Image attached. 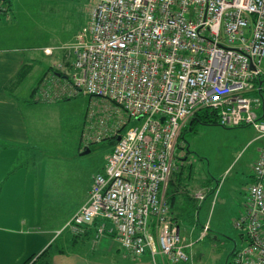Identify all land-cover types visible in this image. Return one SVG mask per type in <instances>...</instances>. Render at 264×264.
Segmentation results:
<instances>
[{
  "label": "built area",
  "instance_id": "built-area-1",
  "mask_svg": "<svg viewBox=\"0 0 264 264\" xmlns=\"http://www.w3.org/2000/svg\"><path fill=\"white\" fill-rule=\"evenodd\" d=\"M70 51L66 94L111 101L141 125L115 130L120 140L67 227L78 235L98 222L95 239L111 236L135 256L188 263L166 196L176 151L201 110L223 128L252 127L264 137V0H96ZM253 177L235 223L245 228V246L231 264H264V149Z\"/></svg>",
  "mask_w": 264,
  "mask_h": 264
},
{
  "label": "crops",
  "instance_id": "crops-1",
  "mask_svg": "<svg viewBox=\"0 0 264 264\" xmlns=\"http://www.w3.org/2000/svg\"><path fill=\"white\" fill-rule=\"evenodd\" d=\"M26 1L29 7L28 11L21 4L20 7L28 14L33 10L37 12V0ZM35 18H37V14H35ZM6 27V21H0V251L2 250L0 264L1 259H3V251L7 250L9 246L17 245L18 250H22L19 243H10V234L18 235V233L31 232L37 227V211L39 209L40 212L39 204L42 198L47 204L45 200H50L52 195L53 197L57 196L56 183L62 181L61 176L67 177V168L64 166L59 168L58 163L66 162L67 156L71 158L79 156V153L85 152L88 149L85 147L89 146V144H84V148H82V145L79 146L78 144L76 148H66L62 152L42 150L44 144L42 139L45 137V133H42L41 130L42 119H47L46 127L48 129V118H51L54 114L61 115L63 100H52L50 96L57 97L59 93L63 95L68 92L66 81L54 79L50 73L52 69L58 68L60 64L67 66L68 63H71L70 47L73 43L68 44L64 48L65 52H60L61 56H56L55 59H48L54 56V48L44 47L43 57L50 61V67L40 77L41 79H37L39 70L37 62L40 59V55L37 54V39L28 37L26 40L25 38L21 40L16 33L12 35V39H9L10 36L7 33L4 34L7 32ZM35 36L37 37V29ZM26 41L33 42L34 45L27 47ZM261 86L264 87V84L261 83ZM254 95L256 97L260 96L258 94ZM259 113H261V110H259ZM203 126H209L212 130L205 129ZM239 129L231 132L227 128H221L218 124H210L200 125L195 131V133L198 131H204L205 134L209 133L208 138L210 139L222 136L221 139L226 140V137L230 136V132L231 134L239 133L242 136L240 145L238 147L234 146L228 154L223 155L225 157V164L221 167V174L223 175L232 173L241 164L240 162L251 147H255L250 154L251 167H253L260 152L264 149V137L260 138L254 128L239 127ZM99 133L101 135V131H98L94 137L98 136ZM83 139L87 141L88 137L86 136ZM213 140L210 141L211 144ZM236 142H239L238 138ZM184 147L181 145L176 151L177 162L181 161L183 166L186 164L184 161L187 160L183 158ZM205 150L211 152L208 148ZM178 165L175 171L178 170ZM106 166L107 162L104 170ZM62 170L64 173L58 176V173ZM237 171L238 174L231 181L234 190L228 192L226 191L227 187L224 189L225 182H229L228 177L224 180V176L222 181L199 183L201 184L199 189L191 186L193 182H178L177 179H174V172L169 181L170 185H167L166 190L168 193L171 188L174 191L172 193L174 199L170 202L173 218L177 219L175 221L179 226L181 223L194 225L196 227L194 232H196L200 221L199 214L202 211L199 204L204 203L208 195L213 197L212 208L218 206L217 211L222 213L223 216L231 214L233 216L235 214L234 217H238L240 214L243 216L247 201H242L238 195L243 193V195L248 196V192L242 191L241 188L246 187L247 182L251 184L254 177L253 171H251L248 178L243 175L241 167H238ZM95 176L96 174L88 176L86 182L81 186L82 197L78 204L79 207L69 217L65 226L79 208L87 202ZM227 197L229 205L226 206ZM219 199L224 201L220 208ZM198 201L199 204H197ZM97 223L94 222L88 227L87 232L78 235H75L68 228L70 238L64 240V248L53 253L49 259V264H170L166 258L161 256L154 258L150 253L135 256L123 249L118 241L111 236L106 235L95 239ZM10 231H14V233H10ZM210 231L211 226L206 224L202 227L197 240H205ZM189 238L193 237L190 236ZM51 241L52 239L45 242L43 245L45 248L42 247L41 250H46ZM26 244L30 249V253H32L26 260L27 262L32 256L37 255L35 253L37 240L29 239V241L22 242L23 249H27ZM185 244H187L185 246L189 245L187 251L191 255L190 261L192 264H210L209 262H212L210 260L216 259L217 255L212 254L206 246L197 249L195 242ZM20 256L21 254H17L14 261H17ZM226 262L229 264L230 259Z\"/></svg>",
  "mask_w": 264,
  "mask_h": 264
},
{
  "label": "rangeland",
  "instance_id": "rangeland-1",
  "mask_svg": "<svg viewBox=\"0 0 264 264\" xmlns=\"http://www.w3.org/2000/svg\"><path fill=\"white\" fill-rule=\"evenodd\" d=\"M95 2L96 0H37V12L32 9L33 11L28 14L23 9L27 10L29 8L26 0H11L7 3V5L11 6V11L9 17L4 19L7 24V32L4 34L6 35L7 33L10 36L9 39H12L14 33L21 40L22 38L26 40L28 37L37 39V54L40 55V59L37 62L39 68L37 79H39L50 67L48 59L61 56L60 52L64 53V48L68 44H74L76 33L81 31L90 21ZM20 4L23 8L20 7ZM35 14H37V18H35ZM36 29L37 37L35 36ZM32 43L26 41L25 44L29 47L34 45ZM44 47L54 48V56L52 58L46 59L43 57ZM260 67L264 73V60ZM61 80L64 81V79ZM252 96L255 95L252 94ZM46 123L47 119L43 118L41 123L42 133H45V137L42 139L44 143L42 146L43 151L62 152L66 148L74 149L78 144L79 146L82 145V148H84V144H89L88 149H90V152L87 154H82L83 152H81L75 158L67 156L66 162L58 163L59 168L63 166L67 168V177L61 176L62 181L56 183L57 196L53 197L52 195L50 200H45L47 204L42 198L39 204L40 212L39 209L37 211V227L31 232L22 233L23 235L20 233L18 235L10 234V243H19L22 250L19 251L17 245L9 246L7 250L3 251L1 264H26V260L32 253H30L27 244V249H23L22 242L29 241V239L37 240V250L35 251L37 253V264L48 263L54 252L64 248V240L70 238L69 229L65 225L75 209L79 207L78 204L82 197L81 186L86 182L88 176L97 175L98 172L102 173L104 171L107 156L116 144V139L112 136L113 133L116 129H119L118 133L123 134L130 127L141 125V121L129 120L127 115L115 103L101 97L89 95L84 91L68 100H63L61 115L54 114L51 118H48V129ZM197 126L199 127L200 125L198 124ZM203 128L212 130L209 126H203ZM100 130H102V140L96 142L97 137L93 136ZM229 130L233 132L240 129L229 128ZM231 132L230 136L226 137V140H222V136L213 137V140V138H208L210 136L209 133L205 134L204 131L196 133L190 129L184 131V139L182 138L180 143L185 146L183 148L185 150L183 158L187 159L184 161L186 164L184 163L185 166H183V163L181 161L177 162L176 159L171 176L175 172L174 179H177L178 182H193L191 186L198 188L201 185L199 183L222 181L225 176L224 180L228 177L229 182H225L224 189L227 187V192L233 191L234 185L232 186L231 181L238 174L237 168L241 167L243 175L247 178L253 171L250 154L255 147H251L250 151L245 154L240 162L241 164L232 173L221 174V167L225 164L223 155L228 154L231 148L233 149L234 146L238 147L242 142V136L239 133L231 134ZM86 136L88 137L87 141L83 139ZM92 137L95 142H91ZM237 138L239 139L238 143L236 142ZM212 140L213 143L211 144L210 141ZM207 148L211 152L206 151L205 149ZM177 164H179L178 170L175 171ZM63 173L62 170L58 173V176ZM248 185H250V182H247L246 187L241 188L242 191L248 192ZM238 196L242 201H248V196L243 195V193ZM226 201L227 206L229 205L228 197ZM212 202V195H208L204 203L198 201L197 204L200 203L202 211L199 214L200 221L196 232H194L196 228L194 225L181 223L180 234L183 245H187L185 243L188 242H195L197 249L206 246L212 254L215 253L217 255L216 259L210 260L212 261L209 262L210 264H227L228 262L226 261L232 257V253L245 246V228L239 229L235 226V222L242 215L240 214L238 217H234L235 214L234 216L233 214H231L232 216H223L222 213L217 211L218 206L217 208H212ZM223 203L224 201L219 199V208L222 207L221 204ZM206 224L211 226L209 236L205 240L198 241L197 237L200 235L202 227ZM10 233H14V231H10ZM190 236L193 238H189ZM51 239L50 245L52 246H47V248H50V252L47 253L45 250H41L44 243ZM17 254H21V256L17 261H14ZM43 254L44 256L40 258V255L42 256ZM0 255L2 256V250ZM213 261L215 262L213 263ZM186 264L192 263L189 261Z\"/></svg>",
  "mask_w": 264,
  "mask_h": 264
},
{
  "label": "trees",
  "instance_id": "trees-1",
  "mask_svg": "<svg viewBox=\"0 0 264 264\" xmlns=\"http://www.w3.org/2000/svg\"><path fill=\"white\" fill-rule=\"evenodd\" d=\"M11 0H4L3 1V3H4V6H5V10L4 11H2V12H0V21H5L4 19H6L7 17H9V13H10V11H11V6L10 5H7V3L8 2H10ZM88 25V24H87ZM86 25V26H87ZM85 27V26H84ZM83 27V28H84ZM80 31H78V33H79ZM78 33H76V34H78ZM75 34V35H76ZM75 35H74V37H75ZM77 36V35H76ZM70 63H68L67 64V68H69L68 70H65V72L63 71V72H59L58 70H57V68L56 69H52V72L50 73V75L52 76V78H56V79H64V81H67V77H68V74L67 73H69V71H70ZM43 80V79H42ZM42 80L40 81V83L42 82ZM258 83H262V84H264V77H262L260 80H258ZM66 84H67V82H66ZM67 87H68V85H67ZM69 88V87H68ZM264 88V87H263ZM70 89V88H69ZM57 97H59V98H57ZM57 97H55V96H50V98L53 100H57V101H62V100H68V99H70L71 97L69 96V94H63V95H61L60 93L59 94H57ZM131 120V119H130ZM210 125V124H218V122H217V115L215 114V113H213V112H211V111H209V110H201V111H198L196 114H195V116L191 119V121L188 123V125L183 129V132H182V135H181V138H183L184 139V131H187V129H190V130H194V132L197 130V125ZM221 127V126H220ZM242 127H247V126H242ZM223 128V127H222ZM227 129H229V128H227ZM118 131H119V129H118ZM115 133V132H114ZM113 133V134H114ZM121 135V134H120ZM113 136V135H112ZM114 137V139H116L117 140V138H118V136H113ZM99 140H102L101 139V135H100V138H99ZM91 142H92V140H91ZM95 142V141H94ZM96 142H99L98 140L96 141ZM86 148H88V147H86ZM170 185V182L168 183V186ZM171 190H172V188H171ZM169 191V193L167 192V190H166V196H167V200H168V205H169V207H170V209H171V202L173 201V199H174V195H172V193L174 192L173 190L172 191ZM169 194H171L170 195V197H169ZM171 201V202H170ZM171 212H172V209H171ZM174 220H177L176 218L174 219ZM88 229V228H87ZM86 232H87V230H86ZM45 252H50V248H47L46 250H45ZM44 256V254L41 256L40 255V258L41 257H43ZM232 256H233V253H232ZM230 259V262H232V257H230L229 258ZM37 255H34V256H32L28 261H27V263L26 264H37ZM32 262V263H31ZM45 264H49V262L48 263H45ZM183 264H186V263H183Z\"/></svg>",
  "mask_w": 264,
  "mask_h": 264
},
{
  "label": "water",
  "instance_id": "water-1",
  "mask_svg": "<svg viewBox=\"0 0 264 264\" xmlns=\"http://www.w3.org/2000/svg\"><path fill=\"white\" fill-rule=\"evenodd\" d=\"M119 140H120V137L117 138L116 142L119 141ZM89 152H90V149H87V150H85V152H83V154H87Z\"/></svg>",
  "mask_w": 264,
  "mask_h": 264
}]
</instances>
